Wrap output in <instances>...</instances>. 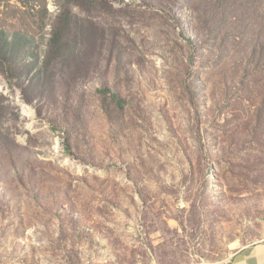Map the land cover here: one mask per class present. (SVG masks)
<instances>
[{
	"label": "rangeland",
	"instance_id": "rangeland-1",
	"mask_svg": "<svg viewBox=\"0 0 264 264\" xmlns=\"http://www.w3.org/2000/svg\"><path fill=\"white\" fill-rule=\"evenodd\" d=\"M0 36V264L264 241V0H0Z\"/></svg>",
	"mask_w": 264,
	"mask_h": 264
},
{
	"label": "crops",
	"instance_id": "crops-1",
	"mask_svg": "<svg viewBox=\"0 0 264 264\" xmlns=\"http://www.w3.org/2000/svg\"><path fill=\"white\" fill-rule=\"evenodd\" d=\"M228 264H264V241L237 249Z\"/></svg>",
	"mask_w": 264,
	"mask_h": 264
},
{
	"label": "trees",
	"instance_id": "trees-1",
	"mask_svg": "<svg viewBox=\"0 0 264 264\" xmlns=\"http://www.w3.org/2000/svg\"><path fill=\"white\" fill-rule=\"evenodd\" d=\"M7 36H0V58L3 61H8L6 58L7 56L10 57L12 53L13 46H8L7 45ZM17 40H28V38L22 34V33H15L14 36H12V43ZM14 52V51H13Z\"/></svg>",
	"mask_w": 264,
	"mask_h": 264
}]
</instances>
